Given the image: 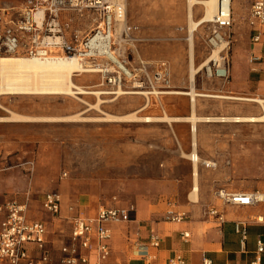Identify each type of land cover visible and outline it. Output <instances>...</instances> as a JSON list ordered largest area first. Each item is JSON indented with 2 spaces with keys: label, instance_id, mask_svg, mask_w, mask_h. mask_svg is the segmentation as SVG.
I'll list each match as a JSON object with an SVG mask.
<instances>
[{
  "label": "rangeland",
  "instance_id": "374dc122",
  "mask_svg": "<svg viewBox=\"0 0 264 264\" xmlns=\"http://www.w3.org/2000/svg\"><path fill=\"white\" fill-rule=\"evenodd\" d=\"M22 1L0 0V4L18 5ZM193 7L196 20L203 13L202 6ZM161 14H164L163 7L156 0H131L127 4V22L139 26L138 36L142 38L135 43L132 53L135 59L139 56L150 63L167 60L172 90H187L190 86L188 23L178 21L180 18L174 13ZM237 18L243 23L242 15ZM209 26L210 23H202L193 34L195 66L201 65L212 53L204 43ZM239 26L243 24L238 25L235 19V40L231 39L225 50L219 53L220 63L222 57L225 62L228 61V81L224 83L215 78H206L203 67L194 77L196 91L219 94L213 90L222 84V90L233 91L232 95L264 99V72L252 71L247 63L249 40L245 34L247 31L243 27L238 29ZM74 81L91 89L106 90L96 86L100 81V75L96 72H83L75 76ZM100 97L106 101L100 103L99 108L117 116L136 111L145 103L140 94L118 97L101 94ZM185 97L187 100L182 102L181 98ZM161 102L167 115L180 116L186 111L188 97L166 95ZM196 102L205 107L235 106L236 111L242 109L246 115L261 112L260 106L250 101L196 97ZM94 103L96 98L93 95L78 98L66 95H1L0 117H7L11 112L34 117H66ZM159 105L152 100V104L138 115L160 117L162 111ZM84 116H102V113L91 109ZM165 125L158 121L0 122V202L9 199L26 202L27 216L38 217L43 213L49 214L41 208V200L46 192L51 191L58 192L63 200L80 197L82 202L90 199L95 203L115 195L133 201L135 177L155 174L157 168H162L159 163L163 162V158L150 151L152 149L148 144L165 139ZM236 130L237 134L243 132L246 135L239 138L240 141L250 140L251 143V156L233 160L235 188L244 190L257 180L264 181V123H236Z\"/></svg>",
  "mask_w": 264,
  "mask_h": 264
},
{
  "label": "built area",
  "instance_id": "2783aa9c",
  "mask_svg": "<svg viewBox=\"0 0 264 264\" xmlns=\"http://www.w3.org/2000/svg\"><path fill=\"white\" fill-rule=\"evenodd\" d=\"M131 0H23L18 5L0 4V60L4 56H33L50 58L54 56H76L81 62L98 69L100 81L97 87L104 88L110 95L118 89L125 94L140 92L148 105L151 98L157 99L172 94L171 70L167 60L146 62L133 55L134 36L139 26L129 24L126 19L127 4ZM230 0H216V10L209 22L205 45L212 51L221 45L225 50L232 39L233 16ZM206 23V22H205ZM208 23V22H207ZM247 25L250 28L252 49L246 61L252 71L264 72V0H250ZM120 28V30H119ZM120 31V32H119ZM206 78H218L226 83L229 79L228 61L224 57L209 61L204 66ZM145 93V94H144ZM213 167L212 162H204ZM216 196L224 204L241 207L262 205L264 188L252 191L229 192L219 190ZM61 195L56 191L46 192L41 208L58 216ZM116 201V196H113ZM72 210V207L69 208ZM135 212L131 202L120 206L100 205L92 218L71 216L70 243L61 248L62 264H90L89 257L81 252H95L93 264H105L110 255L112 230L110 224L130 222ZM208 215L223 220L220 212L209 209ZM164 220L179 223L186 219L183 212L166 211ZM235 232L244 244L246 231L243 225H236ZM46 225L43 221L29 219L27 203L15 199L0 202V264H52V255L45 245ZM181 238L190 237L181 232ZM150 246L157 248L158 234L151 232ZM264 252V238L256 241V254L252 264L260 261ZM146 264H150V257ZM168 264H184L182 256L175 255ZM202 264H211L203 256Z\"/></svg>",
  "mask_w": 264,
  "mask_h": 264
},
{
  "label": "crops",
  "instance_id": "0c3cea01",
  "mask_svg": "<svg viewBox=\"0 0 264 264\" xmlns=\"http://www.w3.org/2000/svg\"><path fill=\"white\" fill-rule=\"evenodd\" d=\"M230 1L233 16L232 40H235L236 19L238 25L243 24L238 29L243 27L247 31L245 34L249 40L248 55L254 49L250 41V28L247 25L250 0ZM156 2L163 7L164 14L161 15L174 13L179 16L178 21L184 23H189V19L195 20V9L192 6L189 10L188 0H156ZM240 15L243 16V23L237 18ZM197 30L198 28L195 31ZM138 33L139 31L135 33V37L141 41L142 38L138 36ZM245 75V77L248 76L247 73ZM215 80L221 81L218 78ZM222 86L224 87L221 84V87L213 90L219 93L216 95L238 96L232 95L233 91H223ZM166 95L174 94H165L157 99L151 98L145 109L152 104L153 100L155 103H160L162 115L166 114L161 102ZM187 97L185 113L180 116H171L179 120L158 121L166 123V137L156 141V144H148V147L158 157L163 158V162L159 163L162 168H157L155 174L148 173L142 177H135L133 201L117 196V200L113 201L112 196L93 203L90 199L82 202L80 197H76L68 200L61 199L58 216L46 213L38 217L28 215L29 219L43 221L46 225L45 248L52 255V264H62L61 248L70 243V225L67 218L77 215L92 218L100 205L120 206L129 202L135 205V212L130 222L109 225L112 238L110 255L105 264H146L149 257L150 264H168V260L175 255L182 256L184 264H202L203 256L208 257L211 264H252L256 254V241L264 238V207L224 204L215 193L219 190L234 192L264 188V181L257 180L249 184L247 188H243L244 190H237L233 169V160L236 157L251 156V143L250 140L240 141L239 138H245L246 135L243 132L237 134L236 130V123L247 122L234 121L232 118L257 115H246L242 109L236 111L235 106L205 107L196 102V97L206 96H196L193 103L189 96ZM186 100V97L181 98L182 102ZM192 113L200 119L194 123L184 120L191 117ZM193 153L197 156L196 163L192 159ZM204 162H212L215 165L207 167L203 164ZM70 207L72 210L69 209ZM209 209L220 212L223 220L218 221L215 216L208 215L206 212ZM168 210L183 212L186 214V219L179 223L166 221L163 217ZM236 225H243L245 228L244 244H241L240 235L235 232ZM151 232L160 237L157 248L150 246ZM181 232H188L190 237L183 240ZM81 253L88 255L90 264L94 263V251ZM257 264H264V252L260 255V261Z\"/></svg>",
  "mask_w": 264,
  "mask_h": 264
},
{
  "label": "bare ground",
  "instance_id": "6f19581e",
  "mask_svg": "<svg viewBox=\"0 0 264 264\" xmlns=\"http://www.w3.org/2000/svg\"><path fill=\"white\" fill-rule=\"evenodd\" d=\"M194 5L202 6V15L197 20L189 19L188 23V41L190 47L189 58V83L190 86L187 90L172 91V94H181L189 96L191 103L194 102L196 96L206 97H220L229 98L235 100H243L257 103L262 113L257 116H244L232 118L234 121L247 122V123H264V99L258 97H242V96H224L216 94H204L195 90L194 77L201 68L206 66L209 61L219 60V52L223 49L224 45L214 49L210 55L201 65L195 66L192 56V38L194 31L202 23L211 22L214 12L216 10V0H188V8ZM190 13V11H189ZM190 18V17H189ZM188 22V21H187ZM188 70V71H189ZM83 72H98L96 67L90 66V64L81 62L76 56H54L50 58H38L33 56H4L0 60V96L1 95H25V96H49V95H66L73 98H78L82 95H93L96 98V103L89 105L83 111H80L74 115L66 117H53L42 116L34 117L28 115H21L11 112L7 117H0V122H27V121H56V120H74V121H104V122H153V121H165L171 122L179 120V118L171 117L163 114L160 117L153 116H139L146 105H143L136 111L125 115H111L103 112L99 108V104L105 102L100 95L108 94L109 92L91 89L89 86H82L74 81V77ZM196 78V77H195ZM121 89H118L115 94H125ZM135 94H142L135 92ZM145 94V93H144ZM116 97L112 98L115 99ZM110 99V100H112ZM95 110L102 113V116H84L89 110ZM197 116L192 113L191 117L184 120H189L194 123L199 120ZM193 162H197V156L193 153ZM196 187L194 188V192Z\"/></svg>",
  "mask_w": 264,
  "mask_h": 264
}]
</instances>
